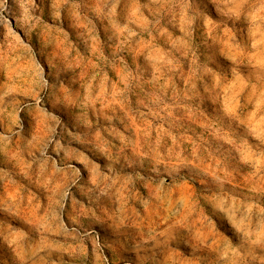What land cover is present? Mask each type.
<instances>
[{"label": "rangeland", "instance_id": "obj_1", "mask_svg": "<svg viewBox=\"0 0 264 264\" xmlns=\"http://www.w3.org/2000/svg\"><path fill=\"white\" fill-rule=\"evenodd\" d=\"M187 2L0 0V264H264V0Z\"/></svg>", "mask_w": 264, "mask_h": 264}, {"label": "clouds", "instance_id": "obj_2", "mask_svg": "<svg viewBox=\"0 0 264 264\" xmlns=\"http://www.w3.org/2000/svg\"><path fill=\"white\" fill-rule=\"evenodd\" d=\"M153 3H161V0H152ZM162 2L165 5H175V4H181L184 6V9H187L188 7V2L187 0H162ZM226 3L232 4L233 0H225ZM235 2H237L241 7L240 10H238L235 14L234 17L235 19H239L241 12L244 10V6L248 5L250 0H235ZM261 13H264V7L261 8ZM257 23H262L264 24V15H259L257 17L256 20ZM144 151L139 152V155L141 157L147 156L148 158H152L153 155H155L156 159L158 162L163 163L166 160H169L171 157L168 154L167 150H166V146L165 145H161V144H152L149 143L148 141H145L144 144ZM164 148L165 151L162 153L161 149ZM176 164H173L172 167H176ZM189 178L192 179L193 182H195L196 180V173L194 169H190L189 170ZM163 182V181H162Z\"/></svg>", "mask_w": 264, "mask_h": 264}]
</instances>
